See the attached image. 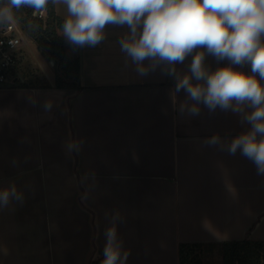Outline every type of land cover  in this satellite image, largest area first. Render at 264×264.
Instances as JSON below:
<instances>
[{
    "label": "crops",
    "instance_id": "1",
    "mask_svg": "<svg viewBox=\"0 0 264 264\" xmlns=\"http://www.w3.org/2000/svg\"><path fill=\"white\" fill-rule=\"evenodd\" d=\"M54 12L63 22L65 6ZM104 32L98 45L74 47L58 31L79 62L81 90L55 88L56 75L28 83L18 72L0 87V190L22 193L0 206V264H91L112 226L125 264H179L182 243L201 244L204 256L247 239L264 254V175L240 150L206 143L213 135L230 143L251 125L203 103L198 115L182 114L180 105L192 102L175 92V79L159 67L139 75L121 51L128 26ZM196 51L209 71L251 75L248 62ZM194 55L176 65L181 73Z\"/></svg>",
    "mask_w": 264,
    "mask_h": 264
},
{
    "label": "clouds",
    "instance_id": "2",
    "mask_svg": "<svg viewBox=\"0 0 264 264\" xmlns=\"http://www.w3.org/2000/svg\"><path fill=\"white\" fill-rule=\"evenodd\" d=\"M50 3L65 6L61 32L74 47L98 45L107 25H127L129 32L119 41L121 51L139 75L159 67L175 79V92L183 90L192 102L180 105L182 114L198 115L201 103L210 111L219 107L240 113L251 125L249 131L230 143L218 135L206 143L230 154L240 150L264 175V0H0V26L14 23L22 8L44 16ZM197 49L232 65L248 62L251 75L231 66L209 71L205 52ZM194 51L189 72L181 73L176 65ZM246 106L254 110L247 112ZM67 147L78 149L79 142L70 141ZM11 197L22 198L14 185L0 190V206H7ZM105 236L102 264H125L127 253L121 256L115 227L106 229Z\"/></svg>",
    "mask_w": 264,
    "mask_h": 264
},
{
    "label": "trees",
    "instance_id": "3",
    "mask_svg": "<svg viewBox=\"0 0 264 264\" xmlns=\"http://www.w3.org/2000/svg\"><path fill=\"white\" fill-rule=\"evenodd\" d=\"M32 9L22 8L15 13V21L22 27L37 48L57 69L54 87L81 90L79 85V62L68 56L64 41L58 35L62 21L55 15L54 5L49 4L45 21L31 17ZM201 244L182 243L178 245L179 264H202ZM222 264H264L261 242L247 239L223 242L220 244ZM104 252L98 260L91 264H100L104 260Z\"/></svg>",
    "mask_w": 264,
    "mask_h": 264
},
{
    "label": "rangeland",
    "instance_id": "4",
    "mask_svg": "<svg viewBox=\"0 0 264 264\" xmlns=\"http://www.w3.org/2000/svg\"><path fill=\"white\" fill-rule=\"evenodd\" d=\"M17 36L21 44V52L18 54L19 61L16 63L10 75L13 76L15 72L20 73L26 81L32 84L38 82H48L53 80L54 76L59 74L57 69L51 64L46 56L37 48L36 44L28 37L27 33L17 25ZM37 75V77H34ZM12 84V81L9 83ZM22 83H20L21 85ZM206 254L201 256L202 264H222L220 248H212L205 250Z\"/></svg>",
    "mask_w": 264,
    "mask_h": 264
},
{
    "label": "built area",
    "instance_id": "5",
    "mask_svg": "<svg viewBox=\"0 0 264 264\" xmlns=\"http://www.w3.org/2000/svg\"><path fill=\"white\" fill-rule=\"evenodd\" d=\"M31 17L45 21L46 14L44 16H33L31 13ZM17 25L20 26L15 21L11 25L0 26V87L10 86V69L14 64L21 44L17 36Z\"/></svg>",
    "mask_w": 264,
    "mask_h": 264
}]
</instances>
